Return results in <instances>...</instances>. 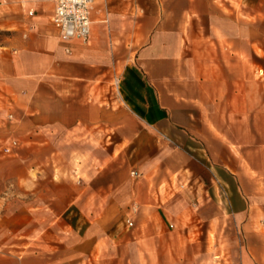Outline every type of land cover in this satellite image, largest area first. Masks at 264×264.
I'll return each mask as SVG.
<instances>
[{"label":"crops","instance_id":"1","mask_svg":"<svg viewBox=\"0 0 264 264\" xmlns=\"http://www.w3.org/2000/svg\"><path fill=\"white\" fill-rule=\"evenodd\" d=\"M234 1L94 0L85 42L52 0L0 16V264H264V94L218 42Z\"/></svg>","mask_w":264,"mask_h":264},{"label":"rangeland","instance_id":"2","mask_svg":"<svg viewBox=\"0 0 264 264\" xmlns=\"http://www.w3.org/2000/svg\"><path fill=\"white\" fill-rule=\"evenodd\" d=\"M18 0H0V16L7 15L9 12L17 13L21 9ZM223 17L238 18L240 27L239 39L218 40L222 47L239 46L246 49V54H241V62L246 65L245 70L252 71L253 79L256 81V90L264 94V0H236L233 6H222L220 8ZM233 41V42H232ZM255 48L256 51H248L247 48ZM216 58V56H214ZM13 143H0V158L13 154L11 147ZM8 148V151H5ZM64 175L72 178V167L65 166ZM54 171V170H53ZM47 173L44 168L37 167L32 170V175ZM59 173V171H58ZM103 204V200H97ZM1 210L3 205H0ZM1 218V214H0Z\"/></svg>","mask_w":264,"mask_h":264},{"label":"built area","instance_id":"3","mask_svg":"<svg viewBox=\"0 0 264 264\" xmlns=\"http://www.w3.org/2000/svg\"><path fill=\"white\" fill-rule=\"evenodd\" d=\"M54 10L51 21L62 41L77 39L85 42L90 33V10L94 0H52ZM66 51L68 49L66 48ZM5 148V151H8ZM131 224V222H128ZM218 257V256H215Z\"/></svg>","mask_w":264,"mask_h":264}]
</instances>
